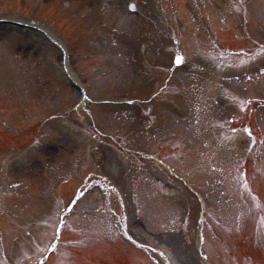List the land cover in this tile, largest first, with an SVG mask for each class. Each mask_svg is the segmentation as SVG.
I'll list each match as a JSON object with an SVG mask.
<instances>
[{
    "label": "rangeland",
    "instance_id": "374dc122",
    "mask_svg": "<svg viewBox=\"0 0 264 264\" xmlns=\"http://www.w3.org/2000/svg\"><path fill=\"white\" fill-rule=\"evenodd\" d=\"M174 1L176 4L173 9V6L171 7L170 5V0H136V14L131 15L130 19L123 20L120 25L116 24L115 21H105L104 18H107L108 15L103 14L101 20L105 22L107 29L114 30L119 35L144 40L150 36L155 37L158 34L159 31L154 30L152 24L160 25V21H165L160 14L166 9V19L168 20L167 16L169 19L172 17L173 20L170 19V23L174 21V28L171 29L172 25L168 28L166 24H163L162 30L165 32L162 30L161 32L166 33L168 39H170L172 38L173 30L178 31L183 38V48L186 55H188V60L195 63H197L199 51L205 48L211 49L210 45L214 41L222 43L225 46L231 43L232 47L238 46L240 49L245 48L247 50L256 47L264 48V0H254L255 2L251 1L247 3L248 10L260 13L263 20L258 17V25L253 20L250 21V24L245 21L243 29L242 18H244V14L240 10L239 14L242 18L237 15L238 18L236 20L239 23L237 25L239 27H235L234 34L227 31V25H230L233 21L229 0ZM52 4L56 5L55 13L50 14L49 12H45L47 6ZM101 6L105 7V9L101 10ZM122 10L123 4L116 2V0H0V16L5 18L34 22L42 12L44 26L50 29H52L51 22H55V20L59 21L61 25H59V22L56 25L61 34L65 35L66 43H71L69 49L74 53L73 61L75 66L86 75H91L92 73L90 58L93 59L97 50L107 47V49H110L111 54L122 52V55H125L128 52V47L120 43L119 39L110 36L106 37L101 34L103 33L102 30L94 28L95 25L92 22L94 21V17H98L99 14L91 13L103 12L121 15ZM173 10L179 13L178 20L173 15ZM198 10H202L203 15H196V11ZM60 11H64L68 16L72 17L80 15V17L74 18L73 23L76 24L75 28H72L74 32L71 31V26L67 27L60 17H58L57 14ZM151 15L154 16L151 17ZM208 15H211V21L207 24L204 20ZM155 17L159 20L157 23L153 21ZM222 19L224 20V24L221 23ZM140 20L143 22L139 23ZM203 22L204 26L202 27L200 25ZM252 25H255V27H252ZM154 27L156 29V26ZM257 33L259 37H255ZM162 42L165 44L167 40L163 39ZM25 52L20 53L24 57L23 61H39L43 60V58L46 60L42 50L38 51L36 48H31L25 50ZM81 54L82 56H87V58L81 57ZM260 55L262 56L263 54ZM105 57H100L99 59L102 65L109 62V59ZM18 58L21 57L19 56ZM114 59H117V57ZM244 61L246 62L247 60L244 59ZM160 63L165 67L169 66V61H160ZM53 66L58 83L55 86L58 87L56 92L50 89L52 94L44 93L47 91L44 85L47 84L44 81V74L36 70L32 76L27 77V82H25L27 83L25 91L32 92L28 100L20 99L15 101L11 96L14 104H20L23 107L27 106L30 99L36 98L32 102V104H36L35 109L26 118L28 121L24 120L25 117H21L24 124L35 123L38 119L48 115V112L40 115L38 112L39 106L49 109L53 108L54 111H49V114L52 117H56V123L49 122L48 125L44 126L43 130L46 132L40 134L42 139L39 143L27 153L17 154L14 158L8 160L11 164L0 161V175L5 177V181H1L3 186L1 194L5 193L6 195L1 196L0 194L2 199L0 200L1 231L5 230L6 233L9 232L12 225L16 222L18 223L19 217L23 215H28L30 222L34 220L41 223L45 220L47 206L53 201L49 195L50 187L47 185L53 177H55V180H58V183L65 182L62 198L66 203L71 200L73 192H75L74 190L81 184V182L72 181L73 175L71 171L76 169V162L73 158L74 152L80 150L81 156V149L84 146L82 142L76 139V137L85 139L80 132L82 130L86 135L85 141H90L87 144H89L91 149V157L96 162H101V169L94 162L90 163V165L87 163L88 168H93L94 173L105 178V181L112 187H115L116 190L114 193L113 191L108 193L107 201L104 202V209L100 206L103 200L102 195L97 192H94L90 195V199L79 205L76 214L71 217V220H68L69 226L67 230L69 232L63 238L58 252L50 258L48 264H154L151 259L136 250L132 243L149 247L151 250H163L166 254L164 258L167 264H205L201 259L198 247L197 222L202 214V209L197 201V197L190 193L191 191L184 189L178 181H174L156 160L147 159L146 161L145 157H141L145 161L133 160L131 162L121 155L122 153L119 148L116 145L112 146L109 140L105 138L95 140L93 137L88 136L85 132L90 131L89 112L92 110V113H94L93 108L82 102L80 92L73 89L70 85L63 84L60 66L57 64H53ZM253 66L256 67L251 69L249 76L244 77L243 74L240 76V79L232 81L222 80L218 76L212 79L208 77L207 85H202L204 82H201L206 78L202 79L201 76L196 77V74L193 73L196 68L187 70L186 72L184 70L178 71L175 77L172 78L173 87H176L177 83H180L178 85L179 89L182 86L183 97L181 101L185 109L182 104L181 108L186 115L184 118L188 119V125L195 128L203 125L202 118L204 116L210 113L215 114L214 106L216 108L215 116L220 120V115L218 114L220 112L217 109V105L225 101L223 96L230 94L228 91L237 92L239 95L244 94L264 103V68L260 60L256 61ZM1 78L4 81L3 84H7L12 79L16 81L22 80L23 76L17 73L15 76L7 75L1 76ZM92 79H89L92 91L96 92L98 91V85ZM120 79L123 80V77L121 76ZM35 80H38V82H35ZM31 83H36L37 91L33 92V89L29 86ZM50 85L53 86L54 84L50 83ZM116 85L118 84L106 86L109 88L108 92L116 91V95L118 96H123V94H130L131 96L138 94V92L131 90L125 93L122 91V88H124L122 84L120 86ZM14 87L16 89L17 86ZM102 87L104 86L100 84L99 88ZM125 88H128V86L125 85ZM7 91L9 92L10 90L7 89ZM106 92L102 91L101 95L104 96L102 97L104 99L101 100H114L106 98L111 94ZM209 95L214 96L217 102H205L203 98ZM199 102L202 104L201 110L197 109ZM3 108L0 107V118L13 116V113L16 112L10 105L7 106L8 109L5 108L4 110ZM138 110L139 108H137L135 113ZM4 111L8 115H5ZM43 113L44 111L42 110L41 114ZM129 114L131 113H124V116L134 117L129 116ZM169 115L171 114L164 111L159 113V131L162 132V129L167 124L171 128L174 127L175 122ZM231 116H235V111L225 115L226 118ZM257 116L258 124L255 123V127L261 130L264 142V108L258 111ZM114 118L118 119L117 116L110 115L107 111H103V113L98 115L97 119L104 135L108 134L119 138L122 133L125 136L124 138L131 140L127 143L130 146V150H141L142 152L156 156L155 152L159 147L157 145L162 144L163 139L149 136V134L138 135L133 139L126 135L132 124H122V122ZM62 120L65 122H62ZM12 124L18 131L19 126L17 121L14 120ZM136 127V129L140 128V130L148 128L143 122H136ZM125 131L126 134L124 133ZM76 143L77 145L80 143L81 146H77ZM237 143H242V146ZM237 143L235 142L233 145L243 148V151L247 150V142L243 145V141L239 140ZM24 148H28V145H24ZM261 148L263 150L264 145ZM87 153L88 151H85L82 158ZM130 162L132 163L131 166ZM251 162H255V160L251 159ZM4 165L10 168L7 170V167ZM50 176L53 177L50 179ZM129 178L131 187H135L138 190V200L141 199L140 193L144 189L146 190L148 196L145 194V200H142V202L149 209L150 218L143 212L142 216L144 218L138 220L133 217L134 203L131 202ZM15 184L20 185V187L13 189ZM235 191L236 193H233L229 190L227 193L228 198H223L222 200L226 202L237 198L239 193L237 190ZM239 199L241 200V197ZM212 205V213H217L218 215H211V218L216 221V226H212L211 231L216 233L222 240H225L228 238L229 232L235 231L237 220L235 221V215L228 211L227 206L224 207L222 202H219L215 197ZM150 210H154L153 213ZM18 214L19 217L14 219V216ZM216 215L218 219H215ZM119 216L124 218V220L126 219V229L123 226L120 229L116 220ZM177 220L183 223L187 222V226H182L179 230L176 227L171 228V225ZM20 224L23 225V223ZM164 224L167 226H164ZM43 231L44 228H41V225L39 228H31L29 233H23L21 230H18L14 240L18 244L19 249L12 260L18 259L19 262H24L22 259L25 254L21 253L20 249L33 248L35 241L43 236ZM261 246L264 248V243H261ZM159 260V264H162L161 260L166 262L163 259ZM24 264L33 263L25 262Z\"/></svg>",
    "mask_w": 264,
    "mask_h": 264
},
{
    "label": "snow or ice",
    "instance_id": "6c2138e0",
    "mask_svg": "<svg viewBox=\"0 0 264 264\" xmlns=\"http://www.w3.org/2000/svg\"><path fill=\"white\" fill-rule=\"evenodd\" d=\"M132 8H133V10H135V6L134 5H132ZM181 62H182V58L181 57H177V63H181ZM249 135H251V133H249Z\"/></svg>",
    "mask_w": 264,
    "mask_h": 264
}]
</instances>
